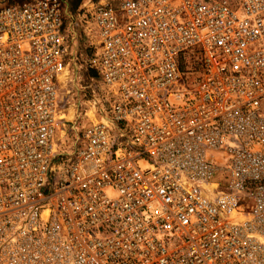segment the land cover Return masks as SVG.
<instances>
[{"label":"built area","instance_id":"obj_1","mask_svg":"<svg viewBox=\"0 0 264 264\" xmlns=\"http://www.w3.org/2000/svg\"><path fill=\"white\" fill-rule=\"evenodd\" d=\"M65 10L0 5V264H264V0ZM76 26L105 94L67 120Z\"/></svg>","mask_w":264,"mask_h":264},{"label":"rangeland","instance_id":"obj_2","mask_svg":"<svg viewBox=\"0 0 264 264\" xmlns=\"http://www.w3.org/2000/svg\"><path fill=\"white\" fill-rule=\"evenodd\" d=\"M30 0H0V5L8 3H24ZM66 4L65 23L69 27L73 25V21L76 17L78 8L83 0H64ZM76 25V24H75ZM74 26V25H73ZM77 32L76 40V55L73 61V68L69 73V79L64 89L61 91V99L66 104V113L70 106L76 108V115L72 118L75 119L79 114L88 110L89 108H95L100 106V102L104 99L105 89L97 78L96 74L90 71L87 67V51L85 45L89 39L84 35L78 26L75 27ZM65 92H68L67 99L63 98ZM71 119V120H72Z\"/></svg>","mask_w":264,"mask_h":264},{"label":"bare ground","instance_id":"obj_3","mask_svg":"<svg viewBox=\"0 0 264 264\" xmlns=\"http://www.w3.org/2000/svg\"><path fill=\"white\" fill-rule=\"evenodd\" d=\"M68 77L66 78V72L60 77V82L62 85V88L64 89L65 85L67 84ZM68 92H65V95L63 98L67 99ZM90 114H93V111H90ZM62 118H65L67 120H71L76 115V108L74 106H70L67 113H62ZM93 116V115H91Z\"/></svg>","mask_w":264,"mask_h":264},{"label":"trees","instance_id":"obj_4","mask_svg":"<svg viewBox=\"0 0 264 264\" xmlns=\"http://www.w3.org/2000/svg\"><path fill=\"white\" fill-rule=\"evenodd\" d=\"M91 72H93L94 74H95V72L94 71H92V70H90Z\"/></svg>","mask_w":264,"mask_h":264}]
</instances>
